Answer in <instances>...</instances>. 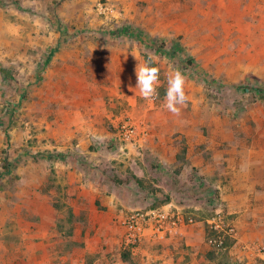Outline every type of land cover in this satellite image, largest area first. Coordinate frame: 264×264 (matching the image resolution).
I'll return each instance as SVG.
<instances>
[{
	"label": "rangeland",
	"instance_id": "obj_1",
	"mask_svg": "<svg viewBox=\"0 0 264 264\" xmlns=\"http://www.w3.org/2000/svg\"><path fill=\"white\" fill-rule=\"evenodd\" d=\"M162 207L193 223L129 236ZM0 264H264V0H0Z\"/></svg>",
	"mask_w": 264,
	"mask_h": 264
},
{
	"label": "built area",
	"instance_id": "obj_2",
	"mask_svg": "<svg viewBox=\"0 0 264 264\" xmlns=\"http://www.w3.org/2000/svg\"><path fill=\"white\" fill-rule=\"evenodd\" d=\"M120 139L126 144H135L136 131L131 125L123 124ZM191 218H184L179 210L162 207L150 210H136L125 220V230L131 238H164L177 232L180 227L191 225ZM218 226H215L217 228ZM232 231V230H230ZM219 243H222L221 241Z\"/></svg>",
	"mask_w": 264,
	"mask_h": 264
},
{
	"label": "clouds",
	"instance_id": "obj_3",
	"mask_svg": "<svg viewBox=\"0 0 264 264\" xmlns=\"http://www.w3.org/2000/svg\"><path fill=\"white\" fill-rule=\"evenodd\" d=\"M134 72L136 84L133 89H138L141 97L146 100H154L158 97L159 68L153 66L151 60H147L143 64L137 63ZM185 82V76L177 69L171 70L167 75L164 107L173 114L178 115L181 107L188 102V96L185 93Z\"/></svg>",
	"mask_w": 264,
	"mask_h": 264
},
{
	"label": "trees",
	"instance_id": "obj_4",
	"mask_svg": "<svg viewBox=\"0 0 264 264\" xmlns=\"http://www.w3.org/2000/svg\"><path fill=\"white\" fill-rule=\"evenodd\" d=\"M160 47V46H159ZM170 56H175L174 53H171L169 54ZM185 65L188 66L189 68L192 69V77L195 79V80H198V81H201V82H204L206 84H208L209 86H213L215 85V81L213 80H210V78L208 77V75L206 74H203L201 72V70L199 68H197L195 65V63L193 62L192 59H187L185 61ZM257 91V90H256ZM202 197V199L204 200L205 203L207 204H210L213 202V199L211 198L210 194H209V190H206L204 192V194L200 195ZM202 200V201H203Z\"/></svg>",
	"mask_w": 264,
	"mask_h": 264
},
{
	"label": "crops",
	"instance_id": "obj_5",
	"mask_svg": "<svg viewBox=\"0 0 264 264\" xmlns=\"http://www.w3.org/2000/svg\"><path fill=\"white\" fill-rule=\"evenodd\" d=\"M209 194H210V196H211V198H212V195H211V193L209 192ZM202 195V194H201ZM186 226H190V225H186ZM186 226H183V227H180L178 230H177V232H182L183 230H184V228H186ZM176 232V233H177Z\"/></svg>",
	"mask_w": 264,
	"mask_h": 264
}]
</instances>
